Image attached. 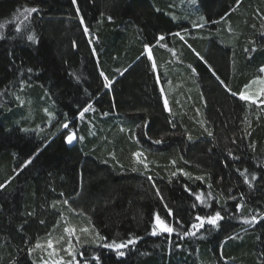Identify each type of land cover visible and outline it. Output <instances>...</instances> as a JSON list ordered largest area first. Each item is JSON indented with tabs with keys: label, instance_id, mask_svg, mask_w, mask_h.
Wrapping results in <instances>:
<instances>
[{
	"label": "trees",
	"instance_id": "trees-1",
	"mask_svg": "<svg viewBox=\"0 0 264 264\" xmlns=\"http://www.w3.org/2000/svg\"><path fill=\"white\" fill-rule=\"evenodd\" d=\"M195 1L0 0V264L83 220L81 264H264V0Z\"/></svg>",
	"mask_w": 264,
	"mask_h": 264
},
{
	"label": "snow or ice",
	"instance_id": "snow-or-ice-1",
	"mask_svg": "<svg viewBox=\"0 0 264 264\" xmlns=\"http://www.w3.org/2000/svg\"><path fill=\"white\" fill-rule=\"evenodd\" d=\"M73 2L75 3V0H73ZM193 2H195V0H193ZM24 11L27 12L30 15L31 13L37 12L38 9H36V8L33 7V8H27ZM16 30L17 31H20L19 28H17ZM176 35H179V33H177ZM27 39L29 41H33L35 38H34L33 35H28L27 36ZM159 39L160 40H163L164 37L161 36ZM149 56H151L150 50H149ZM155 67H156V65H155V63H153V68H155ZM260 71L261 72H264V67H261ZM257 82L259 84H261V85H264V79H259L258 81L257 80L252 81L253 84H255ZM221 83H223V81H221ZM105 86L107 87L108 85L106 84ZM258 94H264V87H261L260 88ZM233 95H237V94L236 93H233ZM238 95H239L240 100H243V101H251L253 103H256L257 102L255 97L249 96L245 92H240ZM262 103H264V101H262ZM165 107H167V101H165ZM89 108H90V106H89ZM89 108H85L84 109V112H87L89 110ZM83 114L84 113L81 112L80 115L83 116ZM63 127L67 128L68 125L65 124V125H63ZM209 135H211V133H209ZM74 138H75V134L73 133V134H69L66 137V140H67L68 143H72V141H73ZM189 138H191V137H189ZM156 143H160V141H156ZM135 155L137 157H139L142 154L141 153H136ZM31 162H32L31 159L27 160L25 162V166H27V164H30ZM241 175H243V173H241ZM198 179H200V178L198 177ZM253 179H255V177H253ZM244 182L245 183H249L247 177H245V181ZM249 186H251V185H249ZM3 187H4V185H0V188H3ZM196 199L197 200H201V196L200 195H197L196 196ZM64 203L67 204L68 202L65 201ZM240 207H241L240 205H237V208L238 209ZM169 214H171V212ZM196 219L200 222L199 223V227H203L204 222H205V219L207 220V223L215 226L219 220L223 219V217L220 215L219 212H217V213H215L214 216H210V217H206V218L205 217H201V216L198 215L196 217ZM255 219L256 218L253 217V220H255ZM245 222L247 223L249 221H245ZM155 226L159 228V230H160L161 233H169L170 234V233H173L174 230H175L173 227L169 226V224L165 223V221L162 220L159 215H156V217H155ZM192 227L195 228V227H197V225H192ZM88 231H89L88 228H81L80 229V232H82V233H88ZM64 232L68 234L69 239L67 241V246L63 248V251L66 252L71 257V259H69L67 261H64L63 260V257H61L59 260H51V264H79V261L77 260V252H76L75 247L73 246L72 237L75 236V239H76V242L77 243H79L80 237L75 235L76 229L74 227H65L64 228ZM152 234L153 235H156L157 232L155 230H153ZM185 235H195V233H187L186 232ZM96 236L100 240H104L105 239V237L99 236V233H96ZM61 240H63V237H61L60 240L55 241V243H60ZM133 243H135V240H128L127 243H123V242L117 243L116 241H113L112 243L105 244L103 246L106 247V248H109V249H112V250L116 251L117 256L122 257V256H124L125 253L123 251H121V249H124V248H126L128 246V244H133ZM53 244H54V241L52 239H49L47 241V248L52 249V251H49L48 252L49 258H51V257H53L54 255L57 254L56 249L53 248ZM36 247L37 248H41L43 246L40 245V244H37ZM94 259H96L97 261H99V258L98 257H95ZM44 264H49V260H45L44 261Z\"/></svg>",
	"mask_w": 264,
	"mask_h": 264
},
{
	"label": "rangeland",
	"instance_id": "rangeland-1",
	"mask_svg": "<svg viewBox=\"0 0 264 264\" xmlns=\"http://www.w3.org/2000/svg\"><path fill=\"white\" fill-rule=\"evenodd\" d=\"M195 4H196V1H195ZM260 78L264 79V72H261ZM261 87H264V85L260 84L259 85V89L255 93H249V94L246 93V94H248L249 96L255 97L256 101H259V100L262 101V100H264V94H258ZM22 88L24 90H27L26 93L28 95L37 96V92H32V90H33L32 86H24ZM46 97H47V93H40V91H39V95L37 96V99H35V102H32V104L34 103L36 106L37 105L50 106V109H51L52 103L47 104V105L43 104V103H45L47 101ZM44 109L48 111V113H49L48 117L49 118H51L54 115L52 109H51V111H49L45 107L42 108V110H44ZM44 113H45V111H44ZM24 114L25 115H18L15 118V124H20L23 121H26L28 118H30L31 121H37L38 120L37 111H33V112H29V113L25 112ZM62 129H65V127L62 126ZM155 217H156V215L153 218L151 234H152L153 230H155L157 232V234L161 233L159 228L155 226ZM83 218H85V216H83ZM62 226H64L63 227V233L61 232V234H59L57 239H52L54 241L53 248L56 249L57 254L54 255L53 257L49 258L48 252L52 251V249L47 248V241L49 239L46 240L44 243H38V244L42 245L43 247L37 248L36 247L37 244L34 246L35 250H38L36 256H38L37 259L39 261L37 263L34 262L35 264H44L45 260H49V264H51V260H59L61 257H63L64 261H67V260L71 259V257L66 252L63 251V248L67 246V241L69 239L68 234L64 232V228L65 227H74L76 229L75 235L80 237L79 243L76 242L75 236L72 237L73 246L76 249L77 260L78 261H79V258H81V254H80V251H79L80 247H95V246H100L102 244L101 240L96 236V231L93 228L91 221H84V220L82 222H72V221H70V222H65ZM81 228H88V230H89L88 233L80 232ZM61 237H63V240H61L60 243H55V241L60 240ZM39 251L42 252V253H38ZM79 264H81L80 261H79Z\"/></svg>",
	"mask_w": 264,
	"mask_h": 264
},
{
	"label": "crops",
	"instance_id": "crops-1",
	"mask_svg": "<svg viewBox=\"0 0 264 264\" xmlns=\"http://www.w3.org/2000/svg\"><path fill=\"white\" fill-rule=\"evenodd\" d=\"M153 63H155V58H154V56H152V66H153ZM155 65H156V64H155ZM154 69H156V67H155ZM260 76H261V71H260ZM260 76H258V77H260Z\"/></svg>",
	"mask_w": 264,
	"mask_h": 264
}]
</instances>
